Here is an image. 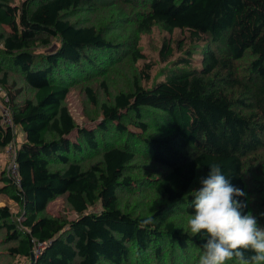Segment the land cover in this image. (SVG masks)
Masks as SVG:
<instances>
[{
	"label": "trees",
	"instance_id": "1",
	"mask_svg": "<svg viewBox=\"0 0 264 264\" xmlns=\"http://www.w3.org/2000/svg\"><path fill=\"white\" fill-rule=\"evenodd\" d=\"M156 26L202 59L148 86ZM0 87V264H264V0H0Z\"/></svg>",
	"mask_w": 264,
	"mask_h": 264
},
{
	"label": "rangeland",
	"instance_id": "2",
	"mask_svg": "<svg viewBox=\"0 0 264 264\" xmlns=\"http://www.w3.org/2000/svg\"><path fill=\"white\" fill-rule=\"evenodd\" d=\"M190 32L187 29L176 28L173 32H169L167 30L160 29L159 27H154L152 32L146 33L142 36L141 46L142 50L145 53V58L139 61V66L144 67L146 63H150L152 65L150 72V78L145 80L146 85H151L152 80L156 79H164L165 74L163 73L165 67L172 61L177 60L183 56H185V49H188L190 46L194 45L193 51L194 54L192 56V65L196 67H200L201 65V49L203 44V39L195 41L191 38ZM203 37V36H202ZM204 38V37H203ZM195 41V42H194ZM168 42L171 44L173 48V52L169 54L167 57L163 55V49L165 48L164 43ZM183 43V47L180 48L179 44ZM69 110L72 115L75 117L79 124H87L94 125L92 121L85 116L83 112V105L78 94L77 89H72L71 92L67 96ZM19 138L22 136L20 133V128L18 127ZM0 168L5 165L6 156L0 155ZM63 198L56 199L50 204V208L48 211L51 213H61L63 211L64 203ZM8 203L14 211H18L19 205L16 201L10 198L7 195H4L0 204ZM97 209L100 208L98 204L96 206ZM66 213L70 218L75 217L77 214L74 211H70L66 209ZM18 259V258H17ZM18 264H27L25 259H18Z\"/></svg>",
	"mask_w": 264,
	"mask_h": 264
},
{
	"label": "built area",
	"instance_id": "3",
	"mask_svg": "<svg viewBox=\"0 0 264 264\" xmlns=\"http://www.w3.org/2000/svg\"><path fill=\"white\" fill-rule=\"evenodd\" d=\"M0 97L4 98L5 100L9 99V96L5 89L0 87ZM0 108L3 112V120L6 124L13 127V130H15V126L13 124L12 118L10 116L9 107L6 106V104H3V102L0 101ZM7 155H8V161L6 165L7 173L10 176H13L16 178V181L18 184H20V178H19V168L18 163L16 160V145H15V139L9 143V146L7 148ZM24 217L20 216L18 219L21 221ZM32 241V248H31V259L27 260V264H30L31 260L36 259L40 253L43 250V247L45 243L43 241H40L36 237L31 238Z\"/></svg>",
	"mask_w": 264,
	"mask_h": 264
},
{
	"label": "crops",
	"instance_id": "4",
	"mask_svg": "<svg viewBox=\"0 0 264 264\" xmlns=\"http://www.w3.org/2000/svg\"><path fill=\"white\" fill-rule=\"evenodd\" d=\"M56 199H61V198L59 197V198H56ZM56 199H55V200H56ZM53 201H54V200H53ZM53 201H51V202L49 203V205H48V207H47V210H48V208H50V204H52ZM53 214H56V213H53ZM57 214H58V213H57Z\"/></svg>",
	"mask_w": 264,
	"mask_h": 264
}]
</instances>
